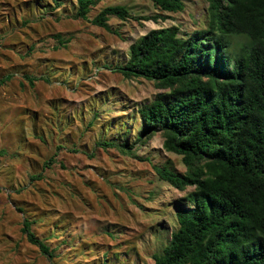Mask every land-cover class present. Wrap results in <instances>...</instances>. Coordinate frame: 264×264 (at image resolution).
<instances>
[{
    "label": "rangeland",
    "instance_id": "374dc122",
    "mask_svg": "<svg viewBox=\"0 0 264 264\" xmlns=\"http://www.w3.org/2000/svg\"><path fill=\"white\" fill-rule=\"evenodd\" d=\"M60 1L0 0V79L11 75L0 84V264H153L176 227L174 204L191 188L178 191L153 170L185 171L159 133L135 142L138 108L163 89L115 67L151 29L203 28L207 2L182 0L173 13L149 0H99L83 20L74 18L76 0ZM108 5L130 17L110 16V30L89 22ZM154 14L165 18L137 19ZM109 141L135 142L134 155L97 145ZM23 219L52 258L26 240Z\"/></svg>",
    "mask_w": 264,
    "mask_h": 264
},
{
    "label": "trees",
    "instance_id": "16d2710c",
    "mask_svg": "<svg viewBox=\"0 0 264 264\" xmlns=\"http://www.w3.org/2000/svg\"><path fill=\"white\" fill-rule=\"evenodd\" d=\"M98 1L76 0L74 18L88 20ZM149 1L166 12L184 8L182 0ZM205 1L203 28L151 29L129 45L127 60L115 67L125 79L143 78L163 89L138 108L143 131L135 142L159 133L163 149L180 155L185 171L167 165L153 170L178 191L191 188L174 204L176 227L152 254L153 264H264V0ZM52 3L56 8L61 1ZM110 16L126 20L130 14L123 5H108L89 22L110 30ZM160 18L165 17H137ZM231 38L243 42L234 45ZM24 78L30 85L36 80ZM135 142L97 145L133 156ZM53 162L49 158L43 166ZM21 232L42 255L53 257L31 221L23 219Z\"/></svg>",
    "mask_w": 264,
    "mask_h": 264
}]
</instances>
